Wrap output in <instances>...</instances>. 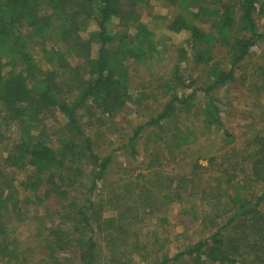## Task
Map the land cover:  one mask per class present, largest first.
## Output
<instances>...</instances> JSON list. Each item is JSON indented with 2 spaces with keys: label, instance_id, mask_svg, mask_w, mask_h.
<instances>
[{
  "label": "trees",
  "instance_id": "obj_1",
  "mask_svg": "<svg viewBox=\"0 0 264 264\" xmlns=\"http://www.w3.org/2000/svg\"><path fill=\"white\" fill-rule=\"evenodd\" d=\"M162 1L173 12L167 35L186 33L189 48L157 38L139 10L150 0H0V264H264V136L244 159L197 160L194 173L217 170L206 187L168 175L173 197L188 198L172 230L175 253L150 220L152 178L139 173L145 181L132 194L134 178L122 189L106 181L116 150L102 153L100 135L128 111L142 121L120 149L134 155L142 140L188 153L199 119L200 133L219 128L231 143L216 93L264 43V0ZM256 73L248 88L264 92V65ZM234 174L243 178L225 183ZM21 205L43 209L33 222L39 251L17 241L32 220Z\"/></svg>",
  "mask_w": 264,
  "mask_h": 264
},
{
  "label": "rangeland",
  "instance_id": "obj_2",
  "mask_svg": "<svg viewBox=\"0 0 264 264\" xmlns=\"http://www.w3.org/2000/svg\"><path fill=\"white\" fill-rule=\"evenodd\" d=\"M139 10L144 17V20L149 22V28L153 29L157 35V38L162 40L163 43H166L168 47L180 46L189 48L186 44L188 35L186 33L180 34H171L167 35L165 29V23L168 17L172 15V10L166 5L162 0H150V4L140 5ZM94 24H91L89 30L94 29ZM86 36V34H84ZM171 39H167L168 37ZM174 44V45H173ZM264 65V43L255 47L253 50V55L248 58L245 63L241 66L237 73V79L228 84L226 87L220 89L216 96L220 100L221 107V118L224 122V127L228 129L234 136L231 143L225 142L223 140V131L219 128L213 130H207L205 134L200 133L199 124H202V119H199L200 123L196 122L195 129L197 131V138H191L190 147L188 153L182 152V150H177L173 155H169V152L166 149V146L160 142H152L145 145L144 140L138 144L137 153L131 154V151L126 149V151L120 149L124 143H126L127 136L131 134V131L137 127V125L142 121L139 116L130 115V111L126 114L117 117V122L114 128H109L103 132V135H100L99 139V149L102 153H107L115 149L114 159L110 166V173L107 176L106 181L110 182L111 185L116 188H124L123 186L128 184L129 178H134L132 187H128V191L136 193L138 189L144 184L145 180L138 179L137 176L139 173H145L147 179L152 178V181L149 183L150 189L153 192L152 199L156 201V211L150 214V220L152 224H159V230L162 233V237H168L170 239L169 244L165 247H169L171 253L178 251L179 242L175 241L173 229L177 227V219L183 205L188 202V198L184 195L181 199L177 200L173 197V190L176 186L175 183H172L170 186L169 181L166 179L169 174L172 176L179 174L188 175L196 177V183L200 187H206L209 183V177L215 176L217 170L213 173L204 172L202 169H199L194 173L193 165L198 160L200 165H208L210 157L217 158V165H221L224 155L227 157L236 156L235 158L244 159L245 151H248V143L256 135L264 136V92H261L259 89L255 88L253 90L249 89L251 85L250 81H254L257 78L258 73L256 69L258 66ZM190 67V65L188 66ZM145 68H140L137 73H133L134 77H138L136 82H140L145 79ZM200 75L202 70L199 68L193 74L197 77V73ZM165 78V77H164ZM154 81V80H153ZM155 82V81H154ZM134 85H137L134 82ZM148 112H144L146 115ZM59 122L63 123L65 120L61 117L59 112H56ZM126 118H123V116ZM184 120V119H183ZM182 121V119H178ZM110 122V121H109ZM102 132V131H101ZM100 132V133H101ZM224 141V142H223ZM120 149V150H117ZM2 148H0V156ZM156 153L155 155H153ZM158 153V154H157ZM158 156L160 161L163 163V166L158 165L153 161V157ZM152 159V161H151ZM152 166L148 170H144L146 164ZM213 168V167H212ZM212 171V170H211ZM220 174H223V171H220ZM213 175V176H212ZM171 176V175H169ZM242 179L243 176L234 174L231 177L227 176L224 178L225 183H231V181H237ZM213 181V179H212ZM218 182V179L214 180ZM213 182V183H214ZM218 185V183H216ZM122 187H121V186ZM236 184L232 183L229 187L230 191L234 190ZM259 186V185H258ZM258 186H252L251 190L254 188L257 189ZM261 187V186H260ZM259 188V187H258ZM263 188V186L261 187ZM108 189L103 195H105L111 190ZM202 195V194H201ZM201 195L197 196L196 201L201 199ZM51 207L56 208L58 200L57 199H48L46 201ZM40 209H42L40 207ZM21 211L23 216L27 215L32 218L31 221H28L24 227L19 237H17L18 243L22 248L26 249H35L34 251L41 250V245L38 243L35 235L37 233L36 226H33V222H40L43 215V209L36 213L32 205H21ZM22 217V216H21ZM166 218L170 223L163 222L162 219ZM17 223H21L19 220ZM141 228V239H145V234L148 231L149 224L142 223L140 224ZM183 228H177V231H181ZM163 250V249H162ZM148 263V262H147Z\"/></svg>",
  "mask_w": 264,
  "mask_h": 264
}]
</instances>
